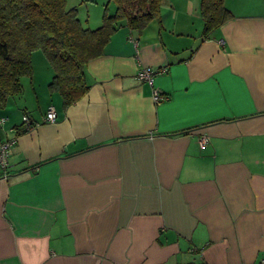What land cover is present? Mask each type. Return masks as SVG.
I'll return each mask as SVG.
<instances>
[{
	"label": "crops",
	"instance_id": "1",
	"mask_svg": "<svg viewBox=\"0 0 264 264\" xmlns=\"http://www.w3.org/2000/svg\"><path fill=\"white\" fill-rule=\"evenodd\" d=\"M72 1L88 24L106 0ZM223 3L230 16L206 38L200 0H162L140 32L121 25L66 108L32 52L0 108V140L14 139L0 264H264V0Z\"/></svg>",
	"mask_w": 264,
	"mask_h": 264
},
{
	"label": "trees",
	"instance_id": "2",
	"mask_svg": "<svg viewBox=\"0 0 264 264\" xmlns=\"http://www.w3.org/2000/svg\"><path fill=\"white\" fill-rule=\"evenodd\" d=\"M161 1L106 0L100 25L90 28L68 0H0V108L20 92V77L32 74L35 50L52 68L48 88L66 108L87 91V62L104 53L121 25L140 32L159 20ZM200 14L204 38L230 16L223 0H200Z\"/></svg>",
	"mask_w": 264,
	"mask_h": 264
},
{
	"label": "built area",
	"instance_id": "3",
	"mask_svg": "<svg viewBox=\"0 0 264 264\" xmlns=\"http://www.w3.org/2000/svg\"><path fill=\"white\" fill-rule=\"evenodd\" d=\"M155 72L156 71L154 69L148 67H141L137 72V76L148 81L151 84ZM165 97L166 96L158 88L152 87V98L155 102H159L165 99ZM55 119H56V112L52 106H49L44 115V120L54 121ZM3 120L4 118L1 117L0 121ZM22 120H23L24 129L27 130L33 126V121L31 117L28 116L27 114H23ZM207 141H208V136L202 135L199 137V142L201 144L206 143ZM13 143H14L13 138L0 140V168L2 169L3 173L6 171V168L8 166L9 150Z\"/></svg>",
	"mask_w": 264,
	"mask_h": 264
},
{
	"label": "rangeland",
	"instance_id": "4",
	"mask_svg": "<svg viewBox=\"0 0 264 264\" xmlns=\"http://www.w3.org/2000/svg\"><path fill=\"white\" fill-rule=\"evenodd\" d=\"M72 2H75V1H72ZM88 6L91 8L92 11H95L96 9H97L96 12H98V13H99V11H102V7L100 6L99 3H98V5L91 4V5H88ZM79 10H80V14H84V12L86 13L87 12V3H85L84 5H82ZM82 17H84V16H82ZM91 19H92V17H91ZM100 23H101V18H99V20L96 21V22H94L93 19H92L86 25H88L90 28H95L98 25H100ZM38 52L40 53L41 51L38 50ZM34 63H35V61H34Z\"/></svg>",
	"mask_w": 264,
	"mask_h": 264
}]
</instances>
